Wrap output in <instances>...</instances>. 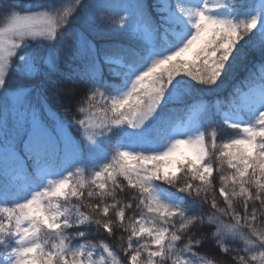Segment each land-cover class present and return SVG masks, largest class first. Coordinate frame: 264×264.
Returning <instances> with one entry per match:
<instances>
[{"label": "snow or ice", "instance_id": "snow-or-ice-1", "mask_svg": "<svg viewBox=\"0 0 264 264\" xmlns=\"http://www.w3.org/2000/svg\"><path fill=\"white\" fill-rule=\"evenodd\" d=\"M0 11V264H264V0Z\"/></svg>", "mask_w": 264, "mask_h": 264}, {"label": "trees", "instance_id": "trees-1", "mask_svg": "<svg viewBox=\"0 0 264 264\" xmlns=\"http://www.w3.org/2000/svg\"><path fill=\"white\" fill-rule=\"evenodd\" d=\"M28 2V0H0V10L7 8L10 5H24ZM105 3L109 4H118L122 2V0H104ZM247 2V0H245ZM2 12V11H0ZM99 43H103V40H98ZM69 62H71V58L69 57ZM250 60H259V54L258 53H252L250 54ZM259 67L253 69V65L251 62H245V66L240 69V71L236 74L234 79H230L227 81V83L215 94L207 96L206 99L209 101V103L214 102L215 100H219L220 102V107L223 108L224 105L228 102L230 99V93L233 92L234 89H240L241 88V82L244 81V77L248 75L250 72L256 77L261 75L260 70L258 69ZM13 75H15L13 73ZM66 87L65 84H61L58 86L57 90H54L52 95L50 96L49 99V105L51 109L58 113L61 117L66 118V119H73V112L75 111L74 108L71 110H66L68 109V105L61 103V101L65 100L66 98L60 95V92ZM195 99V97H193ZM172 117L174 120H179V119H184L185 115L182 111H176L175 113L172 114ZM76 119H79L80 117L77 116L75 117ZM73 134L76 135V138L79 139V135L75 133V130H73ZM231 134V130L229 131V135ZM225 137L222 134L221 136L218 137V142L223 140ZM217 180H218V175H217ZM167 187V186H165ZM172 191H175V189H172ZM223 206V205H221ZM207 207V206H206ZM177 224H179V221L177 220ZM108 243L112 244L113 246L116 245L115 240H109L107 241ZM119 252V255L121 257L124 256V253L117 249Z\"/></svg>", "mask_w": 264, "mask_h": 264}, {"label": "rangeland", "instance_id": "rangeland-1", "mask_svg": "<svg viewBox=\"0 0 264 264\" xmlns=\"http://www.w3.org/2000/svg\"><path fill=\"white\" fill-rule=\"evenodd\" d=\"M0 16H2V12H0ZM3 19H0V26H2L3 25ZM259 69V68H258ZM260 70V72L262 73V71H264V70H261V69H259ZM256 79L258 80L259 79V76L258 77H256ZM239 89H236L235 91H238ZM226 106H227V103L224 105V107L222 108V109H226ZM186 122H187V117H185V119H184Z\"/></svg>", "mask_w": 264, "mask_h": 264}]
</instances>
